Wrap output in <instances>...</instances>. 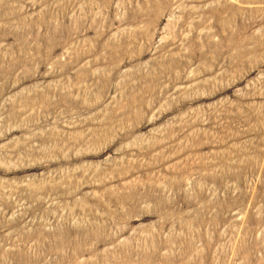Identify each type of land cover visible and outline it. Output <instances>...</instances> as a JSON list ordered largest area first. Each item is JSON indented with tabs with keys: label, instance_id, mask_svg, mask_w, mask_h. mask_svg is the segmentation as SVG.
I'll use <instances>...</instances> for the list:
<instances>
[{
	"label": "rangeland",
	"instance_id": "obj_1",
	"mask_svg": "<svg viewBox=\"0 0 264 264\" xmlns=\"http://www.w3.org/2000/svg\"><path fill=\"white\" fill-rule=\"evenodd\" d=\"M0 264H264V0H0Z\"/></svg>",
	"mask_w": 264,
	"mask_h": 264
}]
</instances>
